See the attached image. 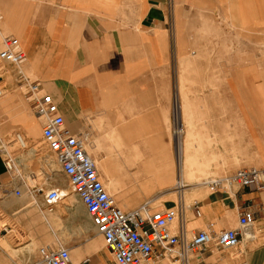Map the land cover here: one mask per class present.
Returning a JSON list of instances; mask_svg holds the SVG:
<instances>
[{
	"label": "crops",
	"instance_id": "crops-1",
	"mask_svg": "<svg viewBox=\"0 0 264 264\" xmlns=\"http://www.w3.org/2000/svg\"><path fill=\"white\" fill-rule=\"evenodd\" d=\"M0 10L1 30L20 38L24 72L53 95L67 127L87 133L92 158L98 145L104 174L114 167L117 181H153L154 196L173 189L174 92L190 124L184 136L202 146L199 163L213 160L211 171L222 173L264 167V0H0ZM6 67L0 116L7 120L0 125L9 133L0 141L9 142L17 129L27 142L41 140L43 119L18 95L14 65ZM3 158L0 149V208L26 227L36 211L12 193L25 180L10 176ZM40 184L60 180L49 175ZM197 200L201 216L187 212L190 234L238 227L244 206L255 222L241 231L239 249L211 245L191 264H264V191L210 192ZM106 252L97 251L95 264L105 263ZM17 255L0 247V264L31 259Z\"/></svg>",
	"mask_w": 264,
	"mask_h": 264
},
{
	"label": "built area",
	"instance_id": "built-area-1",
	"mask_svg": "<svg viewBox=\"0 0 264 264\" xmlns=\"http://www.w3.org/2000/svg\"><path fill=\"white\" fill-rule=\"evenodd\" d=\"M2 13L0 10V22ZM0 98L3 97L8 72L6 64L14 65L13 77L25 99L30 102L32 111L43 119L41 143L57 160L60 172L66 176L69 190L80 200L90 223L104 240V245L112 255L115 264H191L199 260L209 246L218 249H239L242 242L241 231L251 228L255 219L250 206L241 208L238 214V227L212 230L209 227L190 234L187 231V212L194 217L201 216L199 200L184 204L179 196L172 207L155 209L151 200L144 201L138 207L124 210L118 206L114 195L106 189L95 159L87 151L89 145L87 133L75 134L65 124L64 115L59 111L53 95L47 93L38 80L32 79L23 70L26 54L19 39L12 34H3L0 28ZM170 113V137L177 154L181 139L185 133L181 109L173 97ZM9 143L27 149L23 133L17 129L11 135ZM3 165L13 178H21L16 168L14 155L2 148ZM177 158V157H176ZM32 177H35L31 173ZM200 185L211 193L225 191L233 195L240 188L250 191H264V167H240L233 172L202 180ZM16 187L13 194L24 195L23 189L30 194H40L45 208L53 210L64 195L57 187L35 184ZM177 184L175 188L179 190ZM6 191H4L5 193ZM180 194V193H179ZM11 226L2 223L0 233H8ZM24 264H72L66 247H39L36 257ZM78 264H92L90 257H85Z\"/></svg>",
	"mask_w": 264,
	"mask_h": 264
},
{
	"label": "rangeland",
	"instance_id": "rangeland-1",
	"mask_svg": "<svg viewBox=\"0 0 264 264\" xmlns=\"http://www.w3.org/2000/svg\"><path fill=\"white\" fill-rule=\"evenodd\" d=\"M1 32H3V34H8L3 30H1ZM17 37L19 38V36ZM27 74L32 77L30 72L27 71L26 75ZM18 91V95L26 100L25 96H23L21 93L23 90L20 89ZM175 93L176 92H174V94ZM6 94L7 91L5 90L4 95ZM184 110L185 109L181 108L182 120L186 129V126L188 128L190 124L188 123L189 121ZM0 120L7 119L0 116ZM7 133L9 132L6 130L4 131L0 125V136L4 137ZM38 134V132L34 134V137H36ZM188 138L189 135H183L182 140ZM27 144L28 146L30 145V148L21 149L17 146V144H12L7 141H0V149L3 148V145L8 153H12L17 157L19 156L21 162L23 163L20 162V165L18 167L16 166V168L18 169L19 174L23 176L27 187L40 184V182L45 181L47 176L54 175L59 178L60 184L52 187H63L66 189V191H69V197L65 196L63 200L56 203L53 206V210H49V208L45 207L38 208L42 201L41 196L26 192L27 190L25 187L23 189V192H25L23 197H27L29 199V206L30 208H33L36 213L32 211L30 216L25 219L24 224L27 226L23 227L22 225L18 224L16 219H10L9 216H7V214H5L0 208V225L5 222L11 226L10 232L6 233V235L3 237L0 236V243L2 244L1 248H3V250H5L8 256L11 258L15 259L17 254V257H20L25 253L24 257H31L32 259V257H36V251L39 247H66L69 250V256L71 258L72 264H78V262H80V260L84 257H90L91 263L95 264V254L97 251L101 249L108 251L104 246V241L101 235L95 231L91 223L86 221L87 215H85L82 208L79 206L76 196L72 191L69 190L66 176L60 172L59 164L56 159H54V156L48 151L47 146L41 143L40 136L37 139H32V142L28 141ZM193 146V151H195L196 155L198 154L199 156L203 157L201 152L202 146H198V150L196 149L197 146ZM35 148V152L37 153L34 152ZM31 149H33L35 155L30 152ZM87 149L88 152H91L90 155L92 157V151H90L89 147H87ZM171 151L172 156H175L176 159L177 156L175 154L176 152L174 150L173 143L171 145ZM98 152L100 151L98 150V145L96 144V149L94 150V154H96V156L93 155V157L96 160L100 174H103L102 176L107 186L106 189L110 193L114 194L118 206L124 210L139 206V204L143 202L144 199L151 200V205H153L155 209H160V207L163 206L162 204L166 201H170L169 204L174 206V203L176 202V199L179 198V196H181L184 204L188 205L192 199H199L210 193L208 188L200 185L202 180H207L209 178L220 176L223 175V173H226L211 171L210 164L213 163V160L211 163L205 162L206 164L202 161L199 163V167L194 169L192 167L190 169L187 168L185 175L181 176L182 182H180V184L184 183L187 186L179 187L186 190L185 193H180L176 191V185H174L176 180L181 181L180 172L178 171L177 167L178 164L177 161H175L174 165L176 167V171L172 182V185H174L173 189L171 188L170 190L164 191L159 195L154 196L149 194V192L154 191L152 187L153 181H117L115 180L114 173H117L118 169L114 167H110V169L107 170V173L104 174L103 167H105L104 165L106 164V160L98 158ZM107 168L108 167L106 166V169ZM31 173H33L35 177L30 176ZM171 191H175V193L170 195L169 192ZM170 205L168 206L170 207ZM92 238L99 239V242L93 241ZM244 243L245 242L242 241L239 247L244 245ZM96 247H100V249H98L96 252L91 251L92 249H96ZM26 249H28V251ZM107 255L108 257L106 258L104 264H114L112 255L109 253H107ZM24 262H19L18 264H24Z\"/></svg>",
	"mask_w": 264,
	"mask_h": 264
},
{
	"label": "bare ground",
	"instance_id": "bare-ground-1",
	"mask_svg": "<svg viewBox=\"0 0 264 264\" xmlns=\"http://www.w3.org/2000/svg\"><path fill=\"white\" fill-rule=\"evenodd\" d=\"M2 13V12H1ZM2 18H3V16H2ZM17 37V36H16ZM1 38V37H0ZM18 38V37H17ZM19 39V38H18ZM1 40V39H0ZM19 41H20V39H19ZM4 95V94H3ZM174 98H175V104H177V107L179 108V109H181L180 108V102L178 101L179 99H178V96H177V93H175L174 94V96H173ZM184 124V123H183ZM182 140V139H181ZM184 140V139H183ZM183 140L181 141V143H180V145H179V147H178V151H177V154H176V156H177V158H176V161H177V164H178V171L180 172V176H182V175H185V171H186V169L187 168H197V167H199L200 166V164H199V162H198V160H197V156H196V153H195V151H193L194 149H193V145L194 144H192V142H191V140H188V139H185L184 140V142H183ZM182 142H183V150H182ZM26 144H27V140H26ZM2 147L5 149V147L2 145ZM27 147L28 148H30V145L28 146V144H27ZM36 151V148L34 149V152ZM30 152L32 153L33 152V149H31L30 150ZM12 156L14 155V154H12V153H10ZM182 155V156H181ZM14 157L16 158V156L14 155ZM19 157V156H18ZM19 159V158H18ZM93 159H95V158H93ZM25 161V160H24ZM96 161V160H95ZM21 163H23V162H21ZM97 164V163H96ZM98 167V166H97ZM181 178V181L179 180V181H177L176 180V182H178L177 184L179 185L178 187H181V186H183V187H186L187 185H185L184 183H181L180 184V182H182V177H180ZM102 180H103V183H104V185H105V187H107L106 186V184H105V180H104V178L102 177ZM176 184V185H177ZM52 188H55V187H52ZM58 189H59V191H61L62 192V195H64V197L65 196H68L69 195V191H66V189H64L63 187H57ZM188 190V189H187ZM177 192H180V193H185L186 192V190L184 189V188H180L179 190H176ZM175 193V191H171V192H169V194L170 195H172V194H174ZM110 194H112V193H110ZM167 194V193H166ZM112 195H114V194H112ZM167 196H168V194H167ZM63 197V198H64ZM69 197V196H68ZM181 197V196H180ZM63 198H62V200H63ZM67 198V197H66ZM77 198V197H76ZM78 200V202L80 201L79 199H77ZM61 201V200H60ZM81 203V202H80ZM82 204V203H81ZM83 206V205H82ZM169 207V206H168ZM170 207H172V206H170ZM85 208V207H84ZM86 211V210H85ZM86 215H87V213H86ZM87 217H88V215H87ZM88 219H89V217H88ZM89 222H90V220H89ZM3 223H5V222H3ZM95 229V228H94ZM96 231V230H95ZM97 232V231H96ZM98 233V232H97ZM99 234V233H98ZM92 240L93 241H97V242H99V239H94V238H92ZM104 241V240H103ZM94 243H96V242H94ZM98 245H99V243H98ZM2 246V244L0 243V247ZM105 246V245H104ZM98 249H100V247H96V249H92L91 251H93V252H96ZM107 249V248H106ZM27 251H28V249H26ZM25 250V251H26ZM108 250V249H107ZM36 254H37V251H36ZM31 256V255H30ZM85 258V257H84ZM114 264H115V262H114ZM166 264V263H165Z\"/></svg>",
	"mask_w": 264,
	"mask_h": 264
}]
</instances>
